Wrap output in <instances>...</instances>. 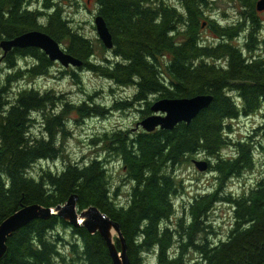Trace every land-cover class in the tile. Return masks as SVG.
Instances as JSON below:
<instances>
[{
    "label": "trees",
    "instance_id": "16d2710c",
    "mask_svg": "<svg viewBox=\"0 0 264 264\" xmlns=\"http://www.w3.org/2000/svg\"><path fill=\"white\" fill-rule=\"evenodd\" d=\"M95 2L113 42L107 50L98 39L102 60H92L95 43L74 29L54 0H0V40L40 30L81 60L76 68H86L115 86H133L130 98L114 100L111 110L140 106L144 117L160 98L210 94L212 101L189 123L172 129L103 132L91 139L102 155L81 165L66 162L59 171L40 167L33 173L36 162L62 155L58 137L66 133L69 111L80 117L102 116L108 108L84 100L69 104L50 90H14V82L46 75L53 63L36 47L0 52V63L8 69L0 81V223L21 205L56 206L75 194L80 210L96 206L118 223L130 264H150L145 253L153 255L154 264H264V177L240 193L222 191L229 177L253 168L255 148L264 150V55L256 54L252 45L257 29L249 32L245 47L230 40L244 22L258 23L257 0H237L242 10L235 24L210 20L218 36L211 43L200 37L207 24L200 19L207 17L203 8L209 0H178L179 5L167 0ZM107 52L112 60L104 59ZM18 56L33 61L17 67ZM69 74L78 80L76 71ZM33 113L42 117L40 133L30 129ZM255 114L260 121L251 135L229 138L230 121ZM226 145L234 147L229 157L220 154ZM196 154L204 155L207 169L218 173L217 186L189 199L172 221L173 197L182 186L174 169ZM103 155L118 160L125 180L132 182L124 204L111 195ZM217 203L231 207L232 223L224 238L216 240L208 217ZM6 245L0 264H112L98 233L57 217L30 221L13 232Z\"/></svg>",
    "mask_w": 264,
    "mask_h": 264
},
{
    "label": "rangeland",
    "instance_id": "374dc122",
    "mask_svg": "<svg viewBox=\"0 0 264 264\" xmlns=\"http://www.w3.org/2000/svg\"><path fill=\"white\" fill-rule=\"evenodd\" d=\"M61 4L64 15L70 19L73 27L80 34L89 37L95 43L96 56L94 59H101L102 50L97 39V32L94 25V18L97 13V4L95 0H54ZM169 3H177L178 0H167ZM240 7L237 0H209L208 6L203 8V14L207 17H201V22H207L200 29V37L209 43L215 42L218 37L212 30V24L228 26L235 24L240 20ZM254 15L258 19V23L253 25L251 21H246L243 24V30L234 36L231 42L240 47H245L247 35L253 27L257 29L255 42L253 47H257L256 54L264 55V10H254ZM209 19V20H208ZM210 20H214L211 23ZM101 43V42H100ZM64 46V43L61 44ZM17 49V48H16ZM109 50V49H107ZM0 52L2 50L0 49ZM104 59L112 60V53H105ZM33 59L30 56H18L16 59L17 67H27ZM53 65L49 69L48 74L41 75L35 78H24L13 83L12 87L16 90L19 87H33L38 91H53L63 95L64 100L69 104H78L81 101L88 103H98L107 107V112L102 116L89 115L80 117L72 110L65 115V130L64 135H59V142L62 143V155L53 160H43L36 162L31 171L34 173L40 167L50 168L54 171H59L66 162H74L79 165L87 163L96 156L102 155V151H98L91 143V139L103 132H111L117 129H132L134 131L142 129L138 123L144 117L137 110L140 106H135L130 109L111 110L109 107L114 100L128 99L133 93L134 87L115 86L109 80L95 75L86 68H76L75 66L63 67L58 62H52ZM73 67V68H72ZM66 69V72H64ZM73 70L78 74V80L70 77L69 72ZM8 71L5 63H0V81L4 74ZM90 97V98H89ZM154 101L153 99H150ZM60 105V103H59ZM149 115V114H148ZM260 115L244 116L241 115L230 121L229 138L233 141L244 138L253 133L254 127L260 121ZM34 122L30 129L33 133L42 131V117L33 113ZM58 142V143H59ZM234 152V147L226 145L221 149V156L229 157ZM204 156V155H203ZM202 155H194L191 159L181 162L175 169L174 173L181 183V189L178 190L176 196L173 197L174 206L176 207L175 215H179L182 206L188 204V200L202 191H211L217 186L218 173L214 170L198 171L194 166V161L201 159L207 161ZM254 166L252 169L241 172L239 175H234L226 180L222 191L231 193H240L244 189L252 187L258 180L264 177V150L261 147L255 148L253 152ZM105 159V166L110 176L111 195L115 200L124 204L128 198V194L132 187V182L126 181L118 160L107 155L101 157ZM209 162H213V157L209 158ZM212 223V229L215 234L212 238H224L229 226L232 223V211L228 204L217 203L209 213L208 217ZM70 238V233L66 235ZM152 255V254H151ZM150 253L144 254V259L150 264H154L153 255ZM191 257H196L191 254Z\"/></svg>",
    "mask_w": 264,
    "mask_h": 264
},
{
    "label": "water",
    "instance_id": "95a60500",
    "mask_svg": "<svg viewBox=\"0 0 264 264\" xmlns=\"http://www.w3.org/2000/svg\"><path fill=\"white\" fill-rule=\"evenodd\" d=\"M258 11L264 10V0L256 2ZM97 37L106 49H112V35L101 15L94 18ZM36 47L40 49L52 62H58L63 67L81 65V60L73 57L63 49L58 41L50 35L33 30L22 35L2 39L0 48L4 53L12 48ZM212 101L210 94H198L188 98H160L150 105V114L144 117L138 125L145 132L156 129H172L180 122L189 123L200 110ZM194 166L198 171H206L207 161L195 160ZM57 217L65 220L73 227H84L90 234L98 233L105 241L112 264H130L127 254V244L116 221L96 206L79 209L77 196L71 194L63 204L44 207L37 203L21 205L18 210L6 217L0 223V259L7 250V239L21 227L35 219H49ZM113 230L114 235L111 234ZM119 248L116 246V241Z\"/></svg>",
    "mask_w": 264,
    "mask_h": 264
},
{
    "label": "bare ground",
    "instance_id": "6f19581e",
    "mask_svg": "<svg viewBox=\"0 0 264 264\" xmlns=\"http://www.w3.org/2000/svg\"><path fill=\"white\" fill-rule=\"evenodd\" d=\"M257 1H258V0H257ZM256 5H257V4H255V9L257 10ZM257 11H258V10H257ZM262 11H263V10H262ZM97 15H98V14H96L95 17H96ZM94 25H95V24H94ZM203 26H204V25H203ZM31 31H32V30H31ZM31 31H27V32H31ZM37 31H40V30H37ZM111 234L114 235L113 230L111 231Z\"/></svg>",
    "mask_w": 264,
    "mask_h": 264
},
{
    "label": "flooded vegetation",
    "instance_id": "af4514ba",
    "mask_svg": "<svg viewBox=\"0 0 264 264\" xmlns=\"http://www.w3.org/2000/svg\"><path fill=\"white\" fill-rule=\"evenodd\" d=\"M90 2V0H88V3ZM73 25V24H72Z\"/></svg>",
    "mask_w": 264,
    "mask_h": 264
}]
</instances>
